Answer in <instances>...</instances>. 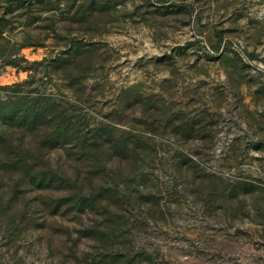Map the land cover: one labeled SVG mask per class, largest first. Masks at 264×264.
<instances>
[{
    "label": "rangeland",
    "instance_id": "rangeland-1",
    "mask_svg": "<svg viewBox=\"0 0 264 264\" xmlns=\"http://www.w3.org/2000/svg\"><path fill=\"white\" fill-rule=\"evenodd\" d=\"M36 97L86 139L0 122V264H264V0H0Z\"/></svg>",
    "mask_w": 264,
    "mask_h": 264
},
{
    "label": "trees",
    "instance_id": "trees-1",
    "mask_svg": "<svg viewBox=\"0 0 264 264\" xmlns=\"http://www.w3.org/2000/svg\"><path fill=\"white\" fill-rule=\"evenodd\" d=\"M11 98L5 99L3 102L8 104L11 102ZM17 102L6 108L0 110V122L3 125H8V123L16 122L21 126H28L31 131L36 130L41 126L52 127V131L48 134L43 142L37 141L35 148L41 150L46 147L47 144L52 146L58 145H69L72 143L84 142L86 136L82 130L79 128H74L72 122L68 116L63 117V114L60 113L59 105L55 101L49 99H43L42 97L32 98V100L27 101L24 98H18ZM57 104V105H56ZM4 145L2 150L4 153L6 150L13 152L17 149L12 142L9 143L8 147ZM15 153V152H13ZM10 158H8L9 160ZM17 162H14L13 166L24 164L28 165L27 159H23ZM42 181H47V183H52L56 181L55 175H52L48 178V174L44 172Z\"/></svg>",
    "mask_w": 264,
    "mask_h": 264
}]
</instances>
